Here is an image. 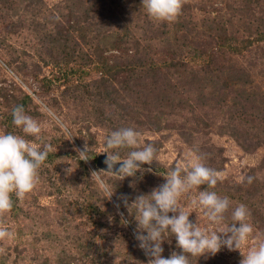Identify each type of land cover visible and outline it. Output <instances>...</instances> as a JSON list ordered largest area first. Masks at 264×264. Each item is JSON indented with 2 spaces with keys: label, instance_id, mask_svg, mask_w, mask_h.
Returning a JSON list of instances; mask_svg holds the SVG:
<instances>
[{
  "label": "trees",
  "instance_id": "obj_1",
  "mask_svg": "<svg viewBox=\"0 0 264 264\" xmlns=\"http://www.w3.org/2000/svg\"><path fill=\"white\" fill-rule=\"evenodd\" d=\"M68 1L73 9L66 25L48 16L43 0H0V12L7 10L5 13L14 19L23 10L12 25L35 33L34 47L24 49V53L29 51L39 60L36 78L49 89L66 86L63 94L76 102L84 103L87 98L96 101L105 139L122 127H132L138 133H160L171 129L168 119L190 115L178 132L192 144L195 133L208 135L198 129L214 125L203 118H208V109H216L226 116L219 135L231 136L249 152L264 146V91L251 65L244 64L250 57L264 62V54L257 52L264 53V48H257L264 43V0H223L209 6L183 2L181 14L171 23L152 20L142 0ZM47 67L53 70L41 79ZM258 75L264 76V67ZM30 101L26 94L16 100V106L26 109ZM188 122L193 124L187 126ZM146 144H152L157 154L163 147L156 140ZM213 149L207 146L200 149L204 153L197 152L205 157L207 166L220 171L223 149ZM132 150L119 152L125 158ZM56 157V153H49L41 168L54 163ZM248 176L254 177L251 184ZM132 183L129 179L126 182ZM201 188L229 198L231 206L225 214L228 226L233 223L234 208L244 204L250 212L249 223L264 235V182L256 169H250L242 183L218 181L214 188ZM12 198L11 212L16 216L20 208L15 195ZM91 208L96 206L89 202L86 210ZM123 211L136 231V212ZM116 219L121 223L120 217ZM121 238L115 239L119 248L127 242ZM169 240L176 243L170 236L162 245ZM175 243L173 248L162 246L164 258L181 253ZM192 258L191 264H198Z\"/></svg>",
  "mask_w": 264,
  "mask_h": 264
},
{
  "label": "rangeland",
  "instance_id": "obj_2",
  "mask_svg": "<svg viewBox=\"0 0 264 264\" xmlns=\"http://www.w3.org/2000/svg\"><path fill=\"white\" fill-rule=\"evenodd\" d=\"M222 1L184 0L193 6L206 3L209 6L211 2ZM43 2V10L48 16L52 15L53 19L57 18L64 25L67 24L73 9L71 2ZM5 12L7 10L0 12V133L25 136L13 124L11 112L16 106V100L28 94L32 101L28 103L25 112L41 124L42 131L40 139L32 136L25 138L37 146L50 143L57 148L54 151L57 157L54 163L40 168L39 182L34 190L22 200L15 199L20 208L18 215L15 216L10 211L0 216V226L14 233L13 239L0 241V264H123V261L124 264H147L149 257L138 247L139 241L134 237L135 226L130 222L126 226L121 225L116 219H122L120 213H123V219L127 220L123 210L128 211L120 199L117 202V198L126 196L131 204L138 195H149L154 188L166 182L164 176L168 174L167 171L194 156H200L197 151L204 153L201 150L207 146L215 148L214 152H218V148L223 149L219 181L231 185L242 183L246 173L254 168L257 177L264 182V146L249 152L231 136L219 135L221 127L226 123V116L223 111L216 109H208V118H203L214 125L211 124L208 128L200 125L198 129L208 135L195 133L192 144L178 132L190 115L168 119L171 129L160 133H139L140 147L147 145V140L160 141L163 147L156 160L151 165L142 167L144 171L137 172L134 177L118 180L119 177L104 172L99 177H91L93 171L103 170L98 167V157L107 155L103 152L105 130L97 120L99 105L88 98L84 103L74 101L63 94L66 90L64 85H54L52 89L41 85L34 74L38 71L35 66L38 58L28 53L29 51L27 55L24 53V49L34 47L37 40L35 33L12 25L18 14H24L23 10L17 12L14 19H11L10 13ZM257 48H264V43ZM257 52L259 55L264 54ZM253 58L246 59L248 62L244 64L251 65L250 68L257 74L264 91V76L258 75L262 72L264 62L254 61ZM52 70V67L44 68L40 78L50 76ZM188 124L187 126H191L193 123ZM194 127L197 128L196 125ZM85 144L90 148L87 161L81 160L77 152V149L83 150ZM128 179L133 183L127 185ZM102 182L119 193H114L108 199L100 186ZM121 185L122 188L119 187ZM198 191H203L201 186L180 201L185 211L192 212L190 221L196 223L198 218L201 228L212 231L226 229V219L221 224H211L202 209L191 205V199L198 195ZM89 202L96 209L86 210ZM117 204L120 205L119 208L116 207ZM135 212V208L130 210V213ZM119 235L123 237L121 240L127 241L124 245H119L123 246V250L115 243ZM260 240H264V235L254 229L253 234L242 245L241 252L246 254ZM174 243L169 240L165 244L173 248ZM241 252L223 247L215 255L206 254L192 259L198 264H240L243 259Z\"/></svg>",
  "mask_w": 264,
  "mask_h": 264
},
{
  "label": "clouds",
  "instance_id": "obj_3",
  "mask_svg": "<svg viewBox=\"0 0 264 264\" xmlns=\"http://www.w3.org/2000/svg\"><path fill=\"white\" fill-rule=\"evenodd\" d=\"M183 2L184 0H142V6L152 20L171 23L181 14ZM11 115L13 124L20 128L25 136L40 139L41 124L26 114L23 105L15 106ZM25 136L0 133V216L12 210L13 195L22 200L34 190L39 182L41 166L49 153L57 151L50 143L37 146ZM125 148L133 150L122 158L119 150ZM89 151L87 144L83 150L77 149L78 156L84 161L88 160ZM103 152L107 153L104 161L107 170L93 171L91 177H99L101 172L110 173L120 180L134 177L137 172L144 171L142 165H151L157 156V149L152 144L140 147L139 133L132 127L112 131L105 139ZM204 159L203 156H194L177 164L164 176L165 183L154 188L149 195H138L131 204L126 196L119 197L129 213L135 208L137 229L134 237L139 241L138 247L149 257L147 264H191L192 257L215 255L223 247L241 252L242 245L253 234V225L249 223L250 212L244 204L234 208L231 213L233 223L220 231L201 228L198 218L196 223L190 221L192 212L184 210L180 203L181 198L198 190L201 185L214 188L221 178L220 172L207 166L203 162ZM117 164L120 165L119 168L115 167ZM246 180L251 184L254 177L248 176ZM100 186L107 198L111 199L114 191L110 186L103 182ZM191 205L202 209L211 224L218 225L225 220V213L228 212L231 201L226 196H219L215 191L204 190L198 191V195L191 199ZM116 207L119 208L120 205L117 204ZM120 215L121 223L126 226L129 221L123 219V213ZM170 236L175 237L176 245L182 251L173 252L170 257L164 258L162 244ZM13 238V232L0 226V241ZM241 254L243 259L240 264H264V240H260L246 254Z\"/></svg>",
  "mask_w": 264,
  "mask_h": 264
},
{
  "label": "water",
  "instance_id": "obj_4",
  "mask_svg": "<svg viewBox=\"0 0 264 264\" xmlns=\"http://www.w3.org/2000/svg\"><path fill=\"white\" fill-rule=\"evenodd\" d=\"M106 157H107V155H100L99 157H98V167L99 168H101V169H103V170H107V166H106V164L104 163V161H105V159H106ZM119 164H117L115 167L116 168H119ZM144 166H148L147 164H144V165H142L141 167H144Z\"/></svg>",
  "mask_w": 264,
  "mask_h": 264
}]
</instances>
